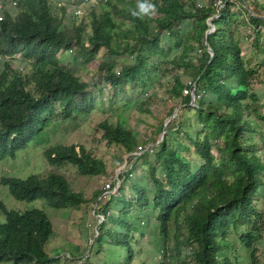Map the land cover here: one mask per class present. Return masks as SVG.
Instances as JSON below:
<instances>
[{
	"label": "trees",
	"instance_id": "1",
	"mask_svg": "<svg viewBox=\"0 0 264 264\" xmlns=\"http://www.w3.org/2000/svg\"><path fill=\"white\" fill-rule=\"evenodd\" d=\"M145 2L153 7L140 13ZM61 4L18 0L17 14L0 17V163L16 159L51 125L72 121L79 128L96 111L89 84L62 64L61 53L75 50L88 66L105 50L110 62H101L98 72L116 95L147 91L139 112L151 114L154 100L167 98L175 102L168 115L178 110L179 116L168 124L172 132L146 152L149 143L122 116L98 124L106 145L130 156L116 157L115 165L127 164L118 179L130 185L131 197L121 186L119 196L97 191L89 199L58 173L4 178L1 184L17 201L43 200L56 210L94 202L104 218L98 252L107 245L118 248L123 264H146L148 225L158 235L160 264H239L245 250L248 264H263L264 101L255 86L263 81L264 62L253 61L264 49V0H101L85 17L71 14V28V10ZM211 19L215 30L206 39ZM244 34L253 40L251 58L243 54ZM159 78L164 92L157 95L149 83ZM133 104L118 101L124 108ZM165 124L161 120L160 133ZM43 155L50 166H73L81 177L107 174L106 163L84 145L58 144ZM137 169L147 173V184L135 181ZM115 205L117 220L111 214ZM144 209L157 220L149 222ZM0 210L6 216L0 222V264L58 261L48 252L55 229L43 210L19 213L2 202Z\"/></svg>",
	"mask_w": 264,
	"mask_h": 264
},
{
	"label": "rangeland",
	"instance_id": "2",
	"mask_svg": "<svg viewBox=\"0 0 264 264\" xmlns=\"http://www.w3.org/2000/svg\"><path fill=\"white\" fill-rule=\"evenodd\" d=\"M18 2V0H15ZM207 1V0H205ZM61 5L69 6L67 26L72 27L71 14L75 13V8L79 5L80 0H61ZM95 7H99L98 1ZM218 6H221V1H218ZM92 6H87L82 10L85 17L89 14V10ZM98 12H101V8H98ZM87 21H90L89 19ZM88 24V22H86ZM88 32V31H87ZM245 34H252L250 30H247ZM243 35L242 50L243 54L247 58L253 57L256 53L253 45V40L248 36ZM261 46L264 48V40L261 42ZM261 48V47H260ZM201 54V52L198 51ZM77 52L71 54L61 53L59 55L62 64L65 65L69 70L76 73L84 82L89 84V92L97 101V109L93 112L90 119L87 122L79 121L80 127L77 128L75 123L72 121L53 124L45 130L29 147L18 154L16 159H6L0 163V202L10 211H16L19 213L32 211L34 209L43 210L48 217L51 219L55 234L52 241L49 244L48 252L50 256L59 258L54 264H123L124 263V252L118 248H114L110 245L104 247L103 251L98 252L96 238L99 235L100 225L104 222V218L96 213V204L91 202L90 205L85 208L82 207L80 210L75 209H62L56 210L49 208L43 200H37L34 202H21L15 200L9 193L6 186L1 184V180L4 178H17L20 180H26L31 176H45L48 173H58L65 176L71 183L74 190L82 192L87 198L93 199L94 193L97 191L106 192L103 196H119L121 186L125 188V194L131 197L130 185L120 182L118 179L120 175L126 172L125 161L120 165H115L116 157L123 155V159H128L130 156L125 155L122 150L118 147H109L102 140V133L98 129V124L102 119L118 120L119 115L122 116V121L125 122L127 128L134 131L138 138L142 141H146L149 144L144 148L143 152L157 146L162 139V132L158 130L161 120L165 119L166 123L170 122L179 116L177 111L170 117L168 111L175 104L170 99L156 98L151 106V114L141 113L137 110L138 102H145L149 97L147 91L140 92V90H132L125 94H115L114 90L111 89L105 82L104 76H100L98 69L101 62H110V58L106 55L105 50H102L96 57L95 61L88 66H85L82 58H77ZM120 70L121 57L116 58ZM127 60L126 63H129ZM264 62V49L259 51V57H255L253 64H261ZM4 61H0L1 69L3 68ZM263 81L257 83L255 89L259 92L264 101V68L261 69ZM158 80H152L149 84L153 85L157 95L162 94L164 90H161ZM164 80V79H163ZM142 88V86H141ZM143 89V88H142ZM144 90V89H143ZM136 92V94H135ZM130 94V95H129ZM156 95V96H157ZM129 97V98H128ZM126 98V100H133V106L124 108L118 106V101ZM139 100V101H138ZM127 104V103H126ZM179 108V107H178ZM173 118V119H172ZM75 126V130L73 129ZM169 126L166 127L165 135L168 133ZM168 137H171L169 135ZM58 144H79L84 145L88 149L94 151L95 155L102 159L107 165V174L98 177H81L78 175L76 168L70 165H64L61 167L50 166L44 159V151L51 146ZM153 155V154H151ZM130 162V161H129ZM146 172L141 169L135 172V181L142 184L148 183L146 178ZM115 185L114 188H109L111 185ZM109 197L107 198V200ZM264 201V200H263ZM115 205L112 216L117 220L118 209ZM262 211H264V202H262ZM145 212V209L143 210ZM149 222H155L156 215H150L149 212H145ZM144 215V216H145ZM0 222H6V216L0 210ZM110 224V222H109ZM154 229L150 225L144 230L145 239L143 242L142 254L145 255L144 262L146 264H160L161 256L156 252L160 248L159 242L156 239L158 235H154ZM236 240V239H235ZM233 240L235 245L237 241ZM237 250L239 248L237 247ZM153 251V253H152ZM260 251L264 255V239L260 243ZM187 255L188 252L184 251ZM244 258L238 259L239 264H248L247 251H240ZM264 264V259L262 260Z\"/></svg>",
	"mask_w": 264,
	"mask_h": 264
},
{
	"label": "clouds",
	"instance_id": "3",
	"mask_svg": "<svg viewBox=\"0 0 264 264\" xmlns=\"http://www.w3.org/2000/svg\"><path fill=\"white\" fill-rule=\"evenodd\" d=\"M97 1H98V4H99L101 0H97ZM13 2H17V1H15V0H0V3H4L5 4V10L0 12V17H2L7 11H10V12L16 13V14L19 12L18 6L17 7H13V5H12ZM102 2H104V1H102ZM17 4H18V2H17ZM152 7L153 6L151 4H148L146 2L145 3H140L139 4V12L140 13H147ZM133 15H137V13H133ZM17 58H19L20 61L21 60L23 61L22 58H20V57H17ZM1 60H2V58H1Z\"/></svg>",
	"mask_w": 264,
	"mask_h": 264
},
{
	"label": "built area",
	"instance_id": "4",
	"mask_svg": "<svg viewBox=\"0 0 264 264\" xmlns=\"http://www.w3.org/2000/svg\"><path fill=\"white\" fill-rule=\"evenodd\" d=\"M97 4L96 0H80V4L75 8V13L76 15H82V10L87 7V6H94ZM13 7H17L18 4L17 2H13L12 3ZM5 10V4L4 3H0V12ZM72 52V51H71ZM201 52V51H200ZM193 89L195 88L196 84H192ZM185 93H188V91H185ZM192 97H195L194 95V90L192 91ZM142 153H138L137 155L140 156Z\"/></svg>",
	"mask_w": 264,
	"mask_h": 264
},
{
	"label": "water",
	"instance_id": "5",
	"mask_svg": "<svg viewBox=\"0 0 264 264\" xmlns=\"http://www.w3.org/2000/svg\"><path fill=\"white\" fill-rule=\"evenodd\" d=\"M212 19H211V21L209 22V25H210V29L207 31V33H206V39L208 38V36L210 35V34H212L213 32H214V30H215V27H214V25L212 24ZM207 46H208V43L206 44ZM209 53H210V55L211 56H214V52L209 48ZM192 105H194V100H193V102H192ZM178 110H176L175 111V113L177 112ZM174 113V114H175ZM173 114V118L175 117V115ZM172 118V119H173ZM170 123V120L169 121H167V123L165 124V127H164V130H163V132H162V139H164V135H165V130H166V127L168 126V124ZM162 142V141H161ZM160 142V143H161Z\"/></svg>",
	"mask_w": 264,
	"mask_h": 264
},
{
	"label": "crops",
	"instance_id": "6",
	"mask_svg": "<svg viewBox=\"0 0 264 264\" xmlns=\"http://www.w3.org/2000/svg\"><path fill=\"white\" fill-rule=\"evenodd\" d=\"M0 61L2 62L1 58H0ZM22 61V60H21ZM0 68H1V64H0Z\"/></svg>",
	"mask_w": 264,
	"mask_h": 264
}]
</instances>
